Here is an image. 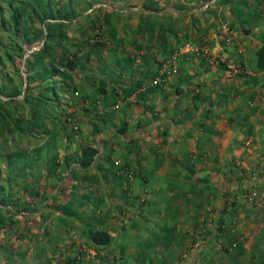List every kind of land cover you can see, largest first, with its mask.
<instances>
[{
    "label": "rangeland",
    "instance_id": "374dc122",
    "mask_svg": "<svg viewBox=\"0 0 264 264\" xmlns=\"http://www.w3.org/2000/svg\"><path fill=\"white\" fill-rule=\"evenodd\" d=\"M246 1L0 0V187L9 204L0 264H193L201 245L229 264H264L259 141L239 143L247 156L214 157L211 142L199 151L196 116L181 141L158 122L165 100L188 112L185 98H197L181 75L187 57L221 65L217 42L254 33L264 43L263 30L244 28ZM181 84L193 91L174 98ZM87 146L97 151L85 168ZM231 176L242 177L236 190L224 185ZM185 190L224 201L215 206L220 236L186 230L193 222L186 227L173 206ZM97 230L111 233L109 245L91 241Z\"/></svg>",
    "mask_w": 264,
    "mask_h": 264
},
{
    "label": "crops",
    "instance_id": "0c3cea01",
    "mask_svg": "<svg viewBox=\"0 0 264 264\" xmlns=\"http://www.w3.org/2000/svg\"><path fill=\"white\" fill-rule=\"evenodd\" d=\"M254 1H246L247 8L240 11L243 16L241 21L245 24V29L246 27L249 29L254 27L256 31L259 29L264 31V0H260L259 8L252 6ZM232 26L234 28V23ZM253 36H255L254 33L241 39L235 38L231 43L226 41L218 43L214 40L217 42L216 50L222 52V61L226 62L221 65L211 64L203 57L199 59L198 55H193L196 63L192 64V59L187 57L188 61L186 60L185 63L191 61V64H186L188 66L182 68L181 75L184 79L187 77L186 79L194 81V84H196V93L194 94L197 98H194L193 93H191L193 91L190 88L191 86H189L191 90L185 91L183 89L185 86L181 84V87H176L178 95L174 98L180 95L188 96L187 94L191 93V99H185L191 100L194 104L186 102L183 105V110L188 112H179L180 106L177 110L175 108L176 102L173 104L167 99L164 101L167 110L166 119L158 121L161 124L163 122L170 124L171 129L169 130L171 132L175 128L178 130L176 137L173 138L174 140L181 141L186 132L187 124L190 126L193 122L188 123L189 118H193L190 116L194 115L200 119L194 122L201 128L202 142H197L198 148H201L199 149L200 152L207 151L209 148L206 147L211 142L214 157L223 155L233 158L236 154L242 152L244 156H247L248 154L244 152L245 147H242L239 143L243 141L253 145V142L258 140L261 148L256 149L255 152L258 150L257 152L264 154V70L257 68V50L260 45L258 40L253 42ZM205 47H207V44ZM228 74H230V78H226ZM185 89L187 88L185 87ZM177 103L179 102L177 101ZM195 106L198 109L193 110ZM187 113H190V115L182 116ZM158 125V123H152L149 126L153 127L154 130ZM153 130L151 128L147 129V133L151 134ZM170 142L172 141L170 140ZM193 151L198 150L193 149ZM181 154L183 152L180 153V156ZM185 155L183 154V156ZM163 171L165 174L167 173L165 169ZM188 171H190L188 168L181 166L173 169V173L186 174ZM237 178L239 181L242 179L239 176L233 179L231 176L224 185L227 184V188L231 187V189L236 190L238 188ZM181 180L187 181L183 178ZM158 185H160L159 182H154V186ZM201 188L202 186L198 185L197 189ZM187 191L185 190L183 194L185 195ZM218 200L209 198L203 200L200 197L191 199L190 196L185 195L184 197L180 196L173 203V206L176 207L175 209L178 208L181 223L187 227V223L193 222V226H188L185 229L188 232L189 230L194 231L193 233L203 241L204 237L214 239L215 235H221L214 227V222H217L219 217L218 208H215V206L218 202H220L219 208L224 205V201ZM209 205L212 207L210 210L207 209ZM175 209L173 212H175ZM234 219L239 220L237 217H234ZM198 252L200 256H195L194 260L196 262L193 264H229L230 262L228 257L223 259L224 253H221L215 247L201 245Z\"/></svg>",
    "mask_w": 264,
    "mask_h": 264
},
{
    "label": "trees",
    "instance_id": "16d2710c",
    "mask_svg": "<svg viewBox=\"0 0 264 264\" xmlns=\"http://www.w3.org/2000/svg\"><path fill=\"white\" fill-rule=\"evenodd\" d=\"M31 59L32 57H30L27 60L26 65L30 67L31 65ZM62 63V62H61ZM69 67L70 69H75L76 68V63L74 61V59L69 60ZM257 68L259 70H264V43L261 45V47L257 50ZM30 90L29 92L25 93L24 98L28 99L30 97ZM16 101V99H10V102H14ZM96 148L91 147V146H87L84 148L83 150V157L81 160V166L88 168L89 166H91L93 160H94V155L96 153ZM2 187H0V214L3 213L6 208H8L9 204L7 203L8 197H4L3 193H2ZM17 204H19L20 200H17ZM11 206V205H10ZM16 206L17 205H13L11 206L12 210L15 211L16 210ZM19 216H23L21 214H19V212H16ZM24 214V213H23ZM0 225H1V221H0ZM90 239L91 241L97 245V246H106L109 245L112 241V235L109 231L106 230H97V231H92L90 233Z\"/></svg>",
    "mask_w": 264,
    "mask_h": 264
}]
</instances>
